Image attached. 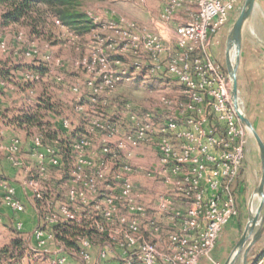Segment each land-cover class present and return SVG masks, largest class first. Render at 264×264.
Returning <instances> with one entry per match:
<instances>
[{
  "label": "built area",
  "instance_id": "obj_1",
  "mask_svg": "<svg viewBox=\"0 0 264 264\" xmlns=\"http://www.w3.org/2000/svg\"><path fill=\"white\" fill-rule=\"evenodd\" d=\"M239 4L240 0H162L159 18L172 25V39L133 22L109 21L107 25L115 32L114 44L110 43L114 57L100 48L97 55L76 60L84 73L82 83L54 74L55 82L74 94L75 112L81 113L87 102L114 113L122 111L127 122L120 132L121 127L108 116L95 117L85 134L70 139L72 164L62 182L63 201L45 191L50 172L61 168L59 141H45L34 133L26 146L16 134L5 138L6 128L0 125V153L12 167L27 173L17 185L0 181L3 203L20 214L24 203L17 187L32 195L38 214L30 234L33 250L46 254L48 264H88L93 254L97 264H199L212 260L221 229L237 212L234 191L249 131L237 114L242 113L238 96L237 108L234 106L229 73L217 62L211 45ZM88 16L96 27L101 26L95 16ZM53 21L70 35L69 41L80 39L58 20ZM22 38L17 32L16 39ZM0 49H6L1 36ZM22 53L34 57L39 50L30 44ZM42 57L50 68H64L62 58H53L49 52ZM143 69L158 79L176 81L182 89L180 95L159 92L144 112L130 101L111 102L117 84L131 81ZM27 79L38 80L39 74L28 73ZM9 88L0 79V99L1 92ZM25 93L28 96L32 91ZM59 124L65 133L70 131L69 118L61 117ZM142 146L152 149L155 158L143 170L128 160L130 152ZM25 149L34 160L32 169L20 157ZM137 178L159 183L160 191L143 198ZM67 224H87L101 239L95 244L79 236L76 245L68 248L56 230ZM23 226L15 221L16 230L22 231ZM157 236H162L163 245ZM69 258L74 261L70 263ZM246 264H264V254Z\"/></svg>",
  "mask_w": 264,
  "mask_h": 264
},
{
  "label": "rangeland",
  "instance_id": "obj_2",
  "mask_svg": "<svg viewBox=\"0 0 264 264\" xmlns=\"http://www.w3.org/2000/svg\"><path fill=\"white\" fill-rule=\"evenodd\" d=\"M244 2L245 0H240L239 10L232 13L228 24L221 27L212 39L211 52L224 69H227L225 53L230 26L239 15ZM161 7L162 0H144L143 2L136 0H81V10L87 15L95 16L101 26L95 27L92 32L71 42L69 41L70 35L63 33L58 26L49 22L39 34L31 32L29 25L24 21L8 25L2 24V13L5 8L0 5V36L6 43V49L4 51L0 49V70H6V77L3 79L12 87V89L3 90L1 97L3 104H1L4 106L0 105V112L5 110L6 114L11 116L21 109L33 108L39 97H51V102H60L62 107L58 109L59 113L42 111L40 114L42 122L51 124V128L56 131L61 117H67L71 121L69 132L60 133L58 131L57 134L60 139L59 153L62 163L61 168L50 172L48 180L45 181V191L49 197H53L57 201L64 199L65 187L62 182L65 179L66 171L72 164L69 150L72 133L85 134L90 127L89 121L95 117L108 116L112 122H117L121 127L120 132L125 129L127 124L122 111L114 113L113 109L91 105L87 102L81 113L75 112L72 108L74 94L62 84L55 82L54 74H61L72 83H82L84 73L80 67L75 65L76 60L82 57L91 58L97 55L100 48L110 54L111 58L114 57L113 47L110 43L114 44L112 36L115 32L107 25L109 21L116 22L120 19L127 23L133 22L149 32L172 39L174 36L173 27L171 24H164L159 18ZM259 11L262 12L261 21L258 20L254 26L257 27L262 23L260 31L252 28L251 24V18ZM17 32L22 33L23 38L20 41L16 39ZM241 32L242 37L238 51L233 44L234 47L231 46L228 50V56L230 58L231 55V63H234L236 58L234 65L240 109L264 143V2L262 0H255ZM30 44L37 46L39 54L34 57H25L22 50ZM46 52H49L53 58H62L65 63L64 68H50L42 57ZM32 72L39 74L38 80L27 79L28 73ZM27 90H31L32 94L25 95ZM181 91V86L173 79H158L143 69L135 73L131 81L117 84L116 93L113 94L110 101L116 102L120 99L130 101L136 104L141 112H144L146 104L159 92L169 96H179ZM248 131L245 158L234 191L237 212L221 229L216 241V251L211 253L212 260H201L199 264H228L229 259L232 260L234 256L232 264H242L246 249H248L247 263L264 254V230L254 240L257 230L264 226V194L261 196L258 192V187L264 176V168L256 140L251 131L249 129ZM39 132L37 127L32 126L27 130L22 129L19 136L28 146L29 137ZM26 154H30V152L25 149L20 153V157L32 169L34 160L27 157ZM2 157L0 153V169L3 166ZM154 159L152 149L144 146L132 150L128 156L129 162L142 170L149 166ZM17 172L23 175L24 170L20 169ZM135 182L142 189L145 199L149 194H155L161 189L157 182L142 178L135 179ZM262 192L264 193V181ZM1 193L2 190H0ZM25 197L31 203H35L28 191ZM261 201L263 205L258 211L252 230L247 233L243 244L237 247ZM3 204L0 197V245L7 243L11 237L19 236L24 242V248L22 247L18 252L21 254L19 264H48L46 254L33 250L34 241L30 234L35 226L33 221H27L29 217L25 220L27 215L33 216L29 203L26 205L24 203L23 215L22 213L15 214L12 211L9 214L10 212L8 213ZM152 212L151 209H147V213L152 214ZM16 220L25 224L22 231L15 229ZM100 239L99 235L92 232L93 243L96 244Z\"/></svg>",
  "mask_w": 264,
  "mask_h": 264
},
{
  "label": "trees",
  "instance_id": "obj_3",
  "mask_svg": "<svg viewBox=\"0 0 264 264\" xmlns=\"http://www.w3.org/2000/svg\"><path fill=\"white\" fill-rule=\"evenodd\" d=\"M0 5L5 8L2 13V24L24 21L29 25L30 31L36 34L41 33L48 22L56 26L54 19L79 37L92 32L96 27L90 17L81 10V0H0ZM5 71L0 70L1 79L6 77ZM1 93L3 94V91ZM50 98L39 97L33 108L21 109L11 116L3 110L0 112L1 125L20 131L35 126L45 141L57 139L60 142L57 134L65 133L60 124H57L58 130L55 131L51 128V124L44 123L40 119L42 111L59 113L58 109L62 107L60 102H51ZM72 135L82 134L72 133ZM56 230L58 239L68 248L76 245L77 237L83 236L91 240L92 232L94 233L87 224H67ZM22 247L24 248V242L19 236L11 237L7 243L0 245V264H19L21 254L18 252Z\"/></svg>",
  "mask_w": 264,
  "mask_h": 264
},
{
  "label": "water",
  "instance_id": "obj_4",
  "mask_svg": "<svg viewBox=\"0 0 264 264\" xmlns=\"http://www.w3.org/2000/svg\"><path fill=\"white\" fill-rule=\"evenodd\" d=\"M254 2H255V0H245L244 6L242 7V9H241L239 15L237 16V18L235 19V21L230 26V30H229V33H228V43H227V51H226V64H227V71H228L229 76H230V78L232 80L231 95H232V98H233V103H234L235 108H237L236 99H237L238 89H237V82H236V75H235V65L231 66L230 63H229L228 50L234 44V46L236 47V50L238 51L239 46H240V42H241L242 27H243V24H244L245 20L247 19V17L249 16V14H250V12L252 10ZM237 114H238V117H239L240 121L248 129L251 130L252 135L254 136V138L256 140V143L258 145L259 153H260V157H261V161H262V165H263V168H264V143L261 140V138L259 137V135L257 134V132L252 127V125L249 122V120L245 117V115L243 113L239 112V111L237 112ZM261 181L262 182L260 183V185L258 187V191L260 193H262V189H263L264 176L262 177ZM262 205H263V202L261 201L260 205L258 207V211L261 209ZM256 218H257V216H255L253 218V225L255 223ZM253 225L250 227L248 232H250L252 230ZM263 230H264V226L262 228H260L259 230H257V232L255 234V237H254V240H256L260 236V234L263 232ZM248 232H247V228H246V230L243 232V234H242V236H241V238H240V240L238 242L237 247H240L243 244L244 239L246 238V235H247ZM247 251H248V249H246L245 252H244L242 264H246L247 263V261H246Z\"/></svg>",
  "mask_w": 264,
  "mask_h": 264
},
{
  "label": "crops",
  "instance_id": "obj_5",
  "mask_svg": "<svg viewBox=\"0 0 264 264\" xmlns=\"http://www.w3.org/2000/svg\"><path fill=\"white\" fill-rule=\"evenodd\" d=\"M262 2H264V0H262ZM261 17H262V12L261 11H259V12H256V14H255V16H253L252 18H251V24H252V28H254V29H257L258 31H260V29H261V26H262V23H260V25L258 24L257 25V27H255L254 25H256V22L259 20V21H261ZM259 23V22H258ZM244 25V24H243ZM172 26V25H171ZM242 33V32H241ZM242 37V36H241ZM225 55H226V53H225ZM225 61H226V57H225ZM225 70H227V69H225ZM150 102V101H149ZM149 102L146 104V105H148L149 104ZM1 103L3 104V100L1 99ZM1 104V106H4V105H2ZM6 107V106H5ZM0 125H1V120H0ZM2 126H5V125H2ZM5 135H4V137L5 138H7V137H9V136H11V135H14V134H16V135H20V133H21V131L18 129H14V128H12V127H9V126H5ZM24 151V150H23ZM22 151V152H23ZM21 155H23V154H21ZM26 156L27 157H30V159H32V157L30 156V154H26ZM3 158V157H2ZM2 169H0V181H4V182H7V183H9V184H13V185H17V182L19 181V179H21V178H23V177H25L26 175H27V173L24 171L23 172V175H21L20 174V172H17V171H19L20 169H16V168H14V167H12L11 165H10V163L8 162V161H6L5 160V158H3L2 159ZM17 195H18V197L23 201V203H25V205L26 204H28L29 203V205L31 206L30 208H31V210H32V212H33V216H30V215H27V217L25 218L24 216V218H25V220L27 219V221L29 220V221H33V225L35 226L36 224H37V220H38V214H37V211H36V208H35V204L32 202H30L29 200H28V198H26L25 196H27V191H25V190H23L22 188H20V187H17ZM0 197H1V194H0ZM1 200H2V197H1ZM2 202H3V200H2ZM5 204H3V207L8 211V213L9 214H11V210L5 205ZM22 215H23V213H22ZM24 218H22V219H24ZM4 224H6V223H4ZM25 225V224H24ZM33 226V227H34ZM158 241H159V243L161 244V245H163L164 243H163V238H162V236H157V238H156ZM217 240H218V238H217ZM214 252L216 251V245H215V248H214V250H213ZM69 261H70V263H72L73 261H74V258H69ZM248 263H251V262H248ZM88 264H97L96 263V261H95V256H94V254H93V260L90 262V263H88Z\"/></svg>",
  "mask_w": 264,
  "mask_h": 264
},
{
  "label": "bare ground",
  "instance_id": "obj_6",
  "mask_svg": "<svg viewBox=\"0 0 264 264\" xmlns=\"http://www.w3.org/2000/svg\"><path fill=\"white\" fill-rule=\"evenodd\" d=\"M234 47V46H233ZM236 57H237V54H236ZM230 58H231V55H230ZM230 58H229V63H230V65L231 66H233L234 64H235V61H236V58H235V61H234V63H231V60H230ZM250 130V129H249ZM251 131V130H250ZM252 133V132H251ZM259 192V191H258ZM259 194L261 195V196H263V192L262 193H260L259 192ZM258 215V210L256 211V213H255V215L251 218V220H250V222L248 223V226H247V232L249 231V229H250V227L253 225V218L255 217V216H257ZM235 254H236V251H235ZM234 256V255H233ZM230 260L231 259H229V262H230Z\"/></svg>",
  "mask_w": 264,
  "mask_h": 264
}]
</instances>
